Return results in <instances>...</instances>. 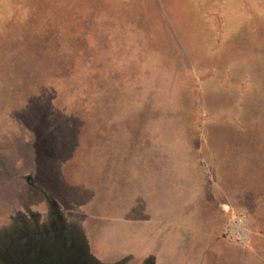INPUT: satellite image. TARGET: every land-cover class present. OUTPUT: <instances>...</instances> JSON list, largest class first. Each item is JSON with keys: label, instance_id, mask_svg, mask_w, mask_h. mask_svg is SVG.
<instances>
[{"label": "rangeland", "instance_id": "obj_1", "mask_svg": "<svg viewBox=\"0 0 264 264\" xmlns=\"http://www.w3.org/2000/svg\"><path fill=\"white\" fill-rule=\"evenodd\" d=\"M0 264H264V0H0Z\"/></svg>", "mask_w": 264, "mask_h": 264}, {"label": "flooded vegetation", "instance_id": "obj_2", "mask_svg": "<svg viewBox=\"0 0 264 264\" xmlns=\"http://www.w3.org/2000/svg\"><path fill=\"white\" fill-rule=\"evenodd\" d=\"M50 225H51V228H48V230L46 231L47 233H45L44 235H43V233H41L40 229H37V230L35 229L34 231H31L32 233H29L30 234L29 237L26 235V237H25L26 240L30 242L29 244H27V245H29V246H27L29 250L33 249L34 247L31 245L32 244L35 245L37 242H39L41 244L48 243L47 238H48L50 233H51L50 235H53V233H54L55 238L58 237V234H56V229H55L56 225H54V224H50ZM49 238H50V236H49ZM61 240L63 242L64 241L66 242V238H62Z\"/></svg>", "mask_w": 264, "mask_h": 264}, {"label": "crops", "instance_id": "obj_3", "mask_svg": "<svg viewBox=\"0 0 264 264\" xmlns=\"http://www.w3.org/2000/svg\"><path fill=\"white\" fill-rule=\"evenodd\" d=\"M88 227H86L85 228V230L86 231H90V229H87ZM153 253L155 254L156 253V251H153ZM131 254V252H128L127 250L124 252H121L120 251V255H115L117 258H121V257H125V256H128V255H130ZM140 256V257H139ZM139 256H138V258L137 257H133V259H135V261H139L140 260V258H142L143 257V254L142 253H140L139 254ZM160 257H162V256H160ZM162 258H164V257H162ZM126 259V258H125ZM131 259V258H130Z\"/></svg>", "mask_w": 264, "mask_h": 264}]
</instances>
